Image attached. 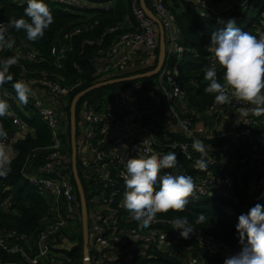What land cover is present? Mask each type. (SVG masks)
<instances>
[{
    "label": "built area",
    "instance_id": "1",
    "mask_svg": "<svg viewBox=\"0 0 264 264\" xmlns=\"http://www.w3.org/2000/svg\"><path fill=\"white\" fill-rule=\"evenodd\" d=\"M98 1L44 0L55 4L64 13L79 15L95 9L92 4ZM167 1L145 0V5L160 22L165 33L166 61L155 77V85L172 119L171 128L164 129L158 136L157 132H160L162 125L156 117H150L149 123L143 122L144 111L135 104L132 92L122 94L114 102L107 100L100 112L86 102L79 109L81 130L79 137L76 133V139L81 167L78 175L81 174L85 183L92 185V189L88 191L89 202L86 201L87 229L92 240L90 245H86L89 248L86 255L90 264H164L167 258L186 260V264H200L199 258L193 256L192 247L186 246L190 241H195L208 254H220L224 258L235 254L240 248L224 243L196 228L188 239H184L179 235V230L172 229V220L156 219L148 228H141L139 222L135 221L123 206L126 192L123 174L126 172L125 165L129 158H147L150 155L159 157L171 152H175L177 156L181 155L191 162L197 171L192 176L196 185L193 194L200 198L215 196L220 202H225L224 208L228 214H231L234 208L239 209V206L232 197L234 184L227 170L238 169L252 162L264 164V114L256 116L250 113L247 117L240 115L242 108L253 106L229 93L230 103L217 104L214 101L205 112V118L211 122L210 125L194 121L184 111L186 94L177 82L182 49L177 46L179 30L167 11ZM250 1L244 0L243 5L237 6L234 11L219 16L223 20L221 22L226 24L229 19H234L235 24L242 22L246 5ZM189 4L201 17L211 18L208 10H205V0H190ZM111 6L109 2L104 4L102 9L107 12ZM131 15L134 22L125 17L122 24L108 29V34L115 35V39L93 65V79L100 82L151 66L159 46L157 25L141 9L140 0H131ZM86 30L85 25L78 26L72 30V35H80ZM262 37L264 34L260 38ZM7 39L15 41L11 49L20 58L28 62L38 60L37 53L32 48L26 47L27 49L22 51L18 45V42L23 44L22 42L11 37ZM88 44L94 43L90 41ZM4 47L8 49L6 44ZM69 49V40L57 42L51 47L50 56L57 69H62ZM209 52L210 67L219 68L211 47ZM172 57H176L174 62H170ZM73 69L79 71L78 66ZM23 82L32 89L29 105L35 115L45 123L50 142L47 147L36 152L45 155L43 161L31 170L24 168L19 176L48 206L43 219L44 225L33 241H26L16 232H10L0 236V250L18 256L22 264H74L68 254L83 245L79 246L78 242L74 241V235L69 236V229L79 221L81 230V207L77 203V192L71 177L66 173L70 161L64 142L66 118L48 103L50 97H63L80 85H62L61 77H54L52 81L39 77ZM2 96L6 99H16L13 91H3ZM5 118L12 128L7 138L0 141V150L8 155L13 152L15 144L28 134L29 130L21 118L29 116L18 100L14 109H8ZM169 130H172L171 134L174 136L184 137L187 141L172 140L167 135ZM76 131L78 132V129ZM197 139L201 140L206 148L210 146L205 154L196 152L192 147L193 141ZM227 139L231 142L223 145L221 153H217L214 147L218 144L217 141L223 142ZM235 148L242 149L245 154L236 155ZM83 149L85 154L81 153ZM200 158L206 159V170L196 167V161ZM163 171L179 174L174 169ZM239 174L240 170L236 175ZM239 186L245 197H252L255 201L261 197L260 188L253 179L249 178L246 186ZM247 212L248 210L241 211ZM64 231L68 236L63 234ZM63 240H66V243ZM67 244H76V247L68 252L60 251Z\"/></svg>",
    "mask_w": 264,
    "mask_h": 264
},
{
    "label": "trees",
    "instance_id": "2",
    "mask_svg": "<svg viewBox=\"0 0 264 264\" xmlns=\"http://www.w3.org/2000/svg\"><path fill=\"white\" fill-rule=\"evenodd\" d=\"M255 1L251 0L248 5L253 4ZM109 2L112 5L111 9L107 12L103 11L102 6ZM45 3L54 17V22L45 31L42 38L36 41H30L27 39L26 33L23 30L17 32L10 29L7 34V37L14 38L23 43L18 42L22 51H25L27 49L26 47L32 48L37 53L38 60L28 62L16 55L12 49L0 48V62L7 57H19L17 63L8 69V74L13 79L0 85V99L5 100L9 104V109H14L18 101L13 87L14 83L39 77H46L51 81L54 80V77H61L60 83L62 85H80L77 89L63 97H50L48 103L51 107L60 111L66 118L64 142L68 157L70 158L66 173L71 177L76 189L71 170L69 126L71 102L79 92L99 83V81L93 79V65L98 62L97 59L114 42L115 35L108 34V29L114 25L122 24L125 17H129L134 22L131 15V0H99L92 4L95 9L87 11V13L85 12L83 15L64 13L55 4ZM26 6V0H0V21L7 22L13 17L19 18L23 16ZM166 8L172 17L173 23L179 30L177 46L182 49V53L180 55V70L177 82L186 94L184 111L194 121L210 125L211 122L205 118V112L212 106L215 100L214 94L205 92L208 81L205 79L204 73L210 67L209 47L211 35L217 31L224 30L226 24L218 20L220 17H211L209 19L201 17L185 0H168ZM245 15L246 10L244 18ZM81 25H85L87 30L80 35L73 36L72 30ZM240 30L250 32L260 38L264 34V7L261 13L250 21L248 26ZM65 40H69L70 49L67 52L62 69H57L50 56V49L57 42L63 43ZM90 41L94 44L89 45L88 42ZM158 52L159 50L157 49L150 67L105 79L100 82L139 75L153 70L157 64ZM175 59L176 57H172L170 62H174ZM74 66H78L79 71L74 70ZM217 71L220 81L223 82L222 69L219 67ZM3 91H13L16 99L4 98L2 96ZM127 92H132L135 104L140 110L144 111L142 117L144 123H149L150 117H156L158 123L162 125L160 132H157L158 136L162 134L164 129L171 128L172 119L166 110L163 97L155 85V78L113 85L89 93L77 105L76 127L79 109L84 102L100 112L104 106V102L107 100L114 102L119 96ZM22 108L29 116V118H21L22 123L26 125L29 132L13 148L14 156L10 159L11 171L6 177L0 178V236L10 232H16L26 241L30 239L33 241L44 225L43 219L46 216L48 205L27 182L20 178L19 174L24 168L31 170L43 161L45 155L36 152L38 149L45 148L49 145L50 136L45 123L35 115V112L29 105V100L27 104H22ZM0 124L3 125L7 134L11 131V124L5 116L0 117ZM171 133L172 130H169L167 135L172 140L187 141L186 138L174 136ZM217 142L218 144L214 146L215 151L221 153L222 146L231 141L227 139L223 140V142ZM235 149L236 155L243 156L245 154L242 149ZM77 169L78 173H80L79 157H77ZM174 170L179 174H187L190 176L197 173L195 166L191 162L186 161L181 155L177 156V167ZM239 170L241 174L236 175ZM227 173L232 178L234 184L232 197L239 206V209L234 208L231 214H228L225 212V202H220L215 196L200 198L193 194L189 198L190 202L183 212L170 211L168 213H158L157 219L172 220L175 216H187L193 222V227L199 231L224 243L240 247L235 227L238 222V216L242 214L241 211L249 210L257 203L264 204V164L252 162L238 169H228ZM79 178L85 199L88 201L87 192L92 189V185L85 183L81 174H79ZM249 178L253 179L256 186L260 188L261 197L256 201L252 197H245L239 188V185L246 186ZM77 203L80 206L78 194ZM201 213L205 215L206 220L203 223L196 224L195 221ZM75 240H78V237L76 239V236H74ZM77 242L78 244H82L79 241ZM186 246L192 247L193 256L199 258L200 264H223L224 262L225 258L222 255L208 254L195 241L187 242ZM68 255L74 264H82L83 254L79 248H75ZM6 263L22 264L18 256L10 255L0 250V264ZM164 264H186V260L180 259L178 261L167 258Z\"/></svg>",
    "mask_w": 264,
    "mask_h": 264
},
{
    "label": "clouds",
    "instance_id": "3",
    "mask_svg": "<svg viewBox=\"0 0 264 264\" xmlns=\"http://www.w3.org/2000/svg\"><path fill=\"white\" fill-rule=\"evenodd\" d=\"M26 4L23 16L13 17L7 22L0 21V48L5 44L9 49L13 47L15 41L7 39L10 29L17 32L23 30L28 40L36 41L53 24L54 17L44 0H26ZM234 24L235 20L229 19L224 30L211 35V51L222 69L223 82L217 68L209 67L204 73L208 81L205 92L214 94L217 104L230 103L231 96L237 97L253 106L242 108V117L250 113L260 116L264 114V37L258 38L250 32L241 31ZM18 59V56H11L0 62V85L13 79L8 69ZM13 87L18 100L27 104L32 95L29 85L17 81ZM8 109L9 104L0 99V117L5 116ZM6 138L7 132L0 124V141ZM192 147L201 154L210 149L199 139L193 141ZM10 164L8 156L0 150V178L9 174ZM176 167L175 152L159 157L150 155L147 158L127 159L123 174L126 188L123 206L141 228H148L157 219L158 213L183 212L189 204V198L196 188L193 177L163 171ZM196 167L206 170V159H197ZM237 219L235 227L240 248L235 254L227 256L223 264H264V204H255ZM205 220V215L201 213L195 223L200 224ZM171 224L172 229L179 230V235L184 239H188L195 229L187 216H175Z\"/></svg>",
    "mask_w": 264,
    "mask_h": 264
},
{
    "label": "water",
    "instance_id": "4",
    "mask_svg": "<svg viewBox=\"0 0 264 264\" xmlns=\"http://www.w3.org/2000/svg\"><path fill=\"white\" fill-rule=\"evenodd\" d=\"M140 7L143 9L145 12L146 16L152 20L155 21L157 28H158V36H159V46H158V59H157V64L156 67L146 73L139 74V75H134V76H129V77H123V78H118V79H112V80H107L103 82L96 83L89 88H87L84 91L79 92L72 100L71 106H70V111H69V126H70V143H71V170H72V175H73V181L76 186V191L79 197L80 201V207H81V220H82V231H83V237H84V251L87 252V242H88V231H87V222H88V217H87V211H86V200H85V195L84 191L79 179L78 175V170H77V157H78V146H77V139H76V108L79 103V101L84 98L86 95L89 93L106 88L109 86L113 85H118L122 83H128L136 80H141V79H150V78H155L160 70L162 69L163 65L165 64L166 61V44H165V33L164 30L158 20H156L153 16V14L146 8L145 5V0H140ZM136 140H134L135 142ZM82 154H85V150L83 149L81 151ZM212 196V195H210ZM64 243H66V240H63ZM76 244H67V246L63 249L61 248L60 251H69L72 248H75ZM6 264H11V263H6ZM82 264H90L88 256L85 254L84 255V260Z\"/></svg>",
    "mask_w": 264,
    "mask_h": 264
},
{
    "label": "rangeland",
    "instance_id": "5",
    "mask_svg": "<svg viewBox=\"0 0 264 264\" xmlns=\"http://www.w3.org/2000/svg\"><path fill=\"white\" fill-rule=\"evenodd\" d=\"M206 2V9L208 10L207 13L213 17V18H219V16L221 17L222 14H224L225 12H232L234 11L235 8H237V6H241L244 3V0H205ZM264 7V2L263 0H256L253 4L248 5L246 7V15L245 18L242 22L238 23V24H234V27L242 29L245 26H248V24L250 23V21L253 18H256L259 13H261V11L263 10ZM219 21H223L222 19H218ZM227 26V23H226ZM77 129H78V137H79V133L81 130V121L78 117V121H77ZM81 167V165H80ZM87 199L89 202V192H87ZM82 230H80V226H79V221L78 224H74L70 229H69V236L72 237V235L76 236V239L78 237V240L75 241H79L80 243H82ZM63 234L65 236H68V233L66 231L63 232ZM81 234V235H80ZM79 246H81V244H78ZM83 256L86 254V252L81 248L78 247ZM89 249V248H87Z\"/></svg>",
    "mask_w": 264,
    "mask_h": 264
},
{
    "label": "flooded vegetation",
    "instance_id": "6",
    "mask_svg": "<svg viewBox=\"0 0 264 264\" xmlns=\"http://www.w3.org/2000/svg\"><path fill=\"white\" fill-rule=\"evenodd\" d=\"M87 231H88V242H87V246L88 245H90L91 244V242H92V240H91V237H90V235H89V230L87 229ZM82 234H83V231H82ZM82 249H84V246H85V243H84V237H83V235H82Z\"/></svg>",
    "mask_w": 264,
    "mask_h": 264
},
{
    "label": "crops",
    "instance_id": "7",
    "mask_svg": "<svg viewBox=\"0 0 264 264\" xmlns=\"http://www.w3.org/2000/svg\"><path fill=\"white\" fill-rule=\"evenodd\" d=\"M190 0H187V2L189 3ZM8 158L11 159L14 156L13 152H10L8 155ZM81 230H82V225H81ZM82 233V232H81ZM83 235V234H82Z\"/></svg>",
    "mask_w": 264,
    "mask_h": 264
},
{
    "label": "bare ground",
    "instance_id": "8",
    "mask_svg": "<svg viewBox=\"0 0 264 264\" xmlns=\"http://www.w3.org/2000/svg\"><path fill=\"white\" fill-rule=\"evenodd\" d=\"M243 20H244V18H243ZM243 20H242V21H243Z\"/></svg>",
    "mask_w": 264,
    "mask_h": 264
}]
</instances>
